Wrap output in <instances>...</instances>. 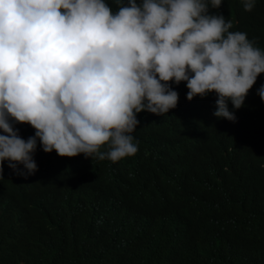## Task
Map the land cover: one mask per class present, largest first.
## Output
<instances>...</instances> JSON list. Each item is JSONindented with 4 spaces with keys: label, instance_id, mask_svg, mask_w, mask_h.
Segmentation results:
<instances>
[{
    "label": "clouds",
    "instance_id": "obj_1",
    "mask_svg": "<svg viewBox=\"0 0 264 264\" xmlns=\"http://www.w3.org/2000/svg\"><path fill=\"white\" fill-rule=\"evenodd\" d=\"M222 1L113 0V10L107 0H0V189L5 173L34 174L45 158L66 171L84 156L114 169L137 153L132 133L145 114L169 116L179 95L215 93V121L235 122L229 102L244 105L264 50L230 30ZM257 94L263 103L264 85ZM170 119L196 131L187 108ZM38 142L46 154L36 164Z\"/></svg>",
    "mask_w": 264,
    "mask_h": 264
},
{
    "label": "trees",
    "instance_id": "obj_2",
    "mask_svg": "<svg viewBox=\"0 0 264 264\" xmlns=\"http://www.w3.org/2000/svg\"><path fill=\"white\" fill-rule=\"evenodd\" d=\"M220 9L233 21L230 30L246 32L264 50V0L251 12L242 0H223ZM261 85L264 73L241 108L229 102L235 122L215 121V93L193 103L179 95L169 116L138 113L139 121L145 114L132 133L138 151L112 170L84 156L68 171L45 158L34 174H19L27 172L23 165L5 173L0 264H264ZM185 108L201 135L172 128L170 117ZM43 154L38 142L36 164Z\"/></svg>",
    "mask_w": 264,
    "mask_h": 264
}]
</instances>
